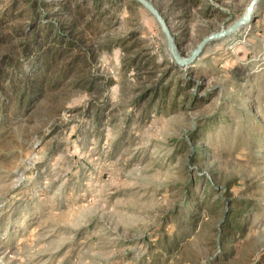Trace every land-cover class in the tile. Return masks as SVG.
<instances>
[{
  "label": "rangeland",
  "instance_id": "1",
  "mask_svg": "<svg viewBox=\"0 0 264 264\" xmlns=\"http://www.w3.org/2000/svg\"><path fill=\"white\" fill-rule=\"evenodd\" d=\"M84 1L44 0L40 21ZM149 1L182 57L252 2ZM97 6L73 32L95 60L19 106L50 33L0 0V264H264V0L189 66L142 4Z\"/></svg>",
  "mask_w": 264,
  "mask_h": 264
},
{
  "label": "trees",
  "instance_id": "2",
  "mask_svg": "<svg viewBox=\"0 0 264 264\" xmlns=\"http://www.w3.org/2000/svg\"><path fill=\"white\" fill-rule=\"evenodd\" d=\"M28 7L31 10L32 21L34 24L43 27L42 32L48 31L50 33L51 41L46 46V59L41 62H33L31 67H34L32 72H24L25 77L22 78V88L20 90V95L18 97L19 106H25L38 97L43 95L46 91H51L61 85L63 78L68 75H73L78 67H82L84 64L87 65L88 62L95 60L96 53L84 46L83 38H77L74 36V29L79 25V10L84 9L88 5V0L84 2H79L73 8L69 6L67 19V25L63 22H53L52 24L42 23L43 17L47 14L44 10L45 4L44 0H27ZM98 3L97 10L103 7L104 0H93ZM135 2L141 4L139 1ZM1 19V18H0ZM40 21V22H38ZM43 24V25H42ZM68 29V30H67ZM49 37V36H48ZM35 49H39L44 46L42 43L35 40ZM71 54L72 60L64 64L61 68H58V73L53 72L54 66L63 60V57Z\"/></svg>",
  "mask_w": 264,
  "mask_h": 264
},
{
  "label": "water",
  "instance_id": "3",
  "mask_svg": "<svg viewBox=\"0 0 264 264\" xmlns=\"http://www.w3.org/2000/svg\"><path fill=\"white\" fill-rule=\"evenodd\" d=\"M139 1L145 8H147L150 13L156 18L163 33L166 36L167 42L170 46L171 55L173 60L176 64L180 66H189L195 62L197 58L203 53L206 46L212 43L215 40H220L227 38L233 35L237 29L240 27L250 24L255 17V11L259 6L260 0H252L251 4L249 5L246 14L237 21L234 25L230 26L229 28L223 29L221 31L215 32L213 34L208 35L205 37L196 47V49L191 53L188 57H182L177 47L175 36L169 27V24L161 11L149 0H137Z\"/></svg>",
  "mask_w": 264,
  "mask_h": 264
}]
</instances>
